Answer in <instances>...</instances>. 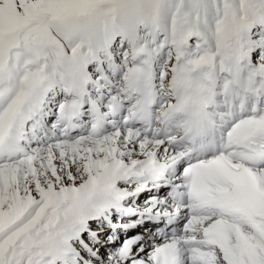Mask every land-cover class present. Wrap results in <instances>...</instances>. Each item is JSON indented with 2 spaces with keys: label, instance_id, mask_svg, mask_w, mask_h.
<instances>
[{
  "label": "snow or ice",
  "instance_id": "obj_1",
  "mask_svg": "<svg viewBox=\"0 0 264 264\" xmlns=\"http://www.w3.org/2000/svg\"><path fill=\"white\" fill-rule=\"evenodd\" d=\"M0 264H264V0H0Z\"/></svg>",
  "mask_w": 264,
  "mask_h": 264
},
{
  "label": "bare ground",
  "instance_id": "obj_2",
  "mask_svg": "<svg viewBox=\"0 0 264 264\" xmlns=\"http://www.w3.org/2000/svg\"><path fill=\"white\" fill-rule=\"evenodd\" d=\"M130 234H132V233H130Z\"/></svg>",
  "mask_w": 264,
  "mask_h": 264
}]
</instances>
